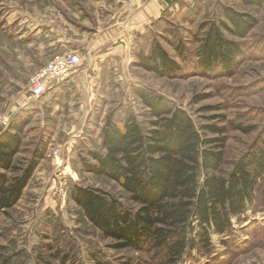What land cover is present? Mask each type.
I'll list each match as a JSON object with an SVG mask.
<instances>
[{"label":"rangeland","instance_id":"374dc122","mask_svg":"<svg viewBox=\"0 0 264 264\" xmlns=\"http://www.w3.org/2000/svg\"><path fill=\"white\" fill-rule=\"evenodd\" d=\"M131 1L0 0V130L12 120L27 122L19 159H29L44 147L21 199L8 215L0 214V246L14 256L16 264H45L53 262L52 255L74 252L81 264H92V255L114 264L149 262L131 250L112 249V241L103 239L84 220L71 197L77 186L93 187L125 207H134L120 187L88 173L82 163L99 145L107 114L118 118L132 114L138 122L145 120L135 89L160 95L184 110L197 127L226 128L220 173L230 171L242 154L264 138V0L258 6L243 0H186L181 12L169 11L150 37L136 44L129 66L116 74L108 69L106 87L94 97L87 98L74 87L65 95L69 103L64 107L59 104L62 95L57 98L53 91L30 97L29 80L39 69L67 52L68 44L85 47V36L109 31L111 24L126 17ZM227 7L256 20L240 40L244 59L231 76L159 78L133 65V52H147L154 42L173 58L179 42L195 48L201 24L217 21ZM235 125L240 129H231ZM257 196L261 202L256 211L232 219L231 236H211L210 256L194 253L189 262L179 264H264V180ZM137 256L138 262L130 261Z\"/></svg>","mask_w":264,"mask_h":264},{"label":"trees","instance_id":"16d2710c","mask_svg":"<svg viewBox=\"0 0 264 264\" xmlns=\"http://www.w3.org/2000/svg\"><path fill=\"white\" fill-rule=\"evenodd\" d=\"M243 1L260 5L259 0ZM255 25L252 15L222 8L217 21L201 24L195 48L179 42L173 58L154 42L147 52H133V65L159 78L228 77L244 59L240 40ZM134 96L145 111V120L138 122L132 114L121 118L107 114L99 145L82 163L88 173L120 187L134 207H125L93 187H75L72 200L84 220L103 239L112 241V249L146 256L147 264L189 262L194 253L210 256L211 236H231L232 219L259 207L264 138L242 154L230 171L220 173L226 128L197 127L184 110L148 90L137 88ZM26 125V121L12 120L0 130L1 215H8L21 199L43 158V146L29 159L17 158ZM57 255L60 258L52 255L53 262L44 263L81 264L75 252ZM91 259L92 264L115 263L99 255ZM130 261L138 262V256ZM0 264H16L2 246Z\"/></svg>","mask_w":264,"mask_h":264},{"label":"crops","instance_id":"0c3cea01","mask_svg":"<svg viewBox=\"0 0 264 264\" xmlns=\"http://www.w3.org/2000/svg\"><path fill=\"white\" fill-rule=\"evenodd\" d=\"M185 1L180 0L175 4H170L166 0L131 1L126 6L129 7V11L125 10L128 11L126 17L111 24L109 31L96 30L85 36V47L68 44V51L65 53L79 55L82 64L69 77L47 91L57 93V98L62 95L63 98L59 99V104L62 106L69 103L65 95L73 90V87L77 91H84L87 98L94 97L99 89L106 87L108 69L116 74V72L120 73L119 69L129 66L131 50L136 44L139 41H146L152 34L153 28L163 23L169 11L171 13L172 10L177 9L181 12L180 6ZM85 57L89 59L86 60ZM83 63L86 65L84 66Z\"/></svg>","mask_w":264,"mask_h":264},{"label":"built area","instance_id":"2783aa9c","mask_svg":"<svg viewBox=\"0 0 264 264\" xmlns=\"http://www.w3.org/2000/svg\"><path fill=\"white\" fill-rule=\"evenodd\" d=\"M81 64V57L75 53L55 55L30 78V97L34 99L41 97L49 88L69 77Z\"/></svg>","mask_w":264,"mask_h":264}]
</instances>
